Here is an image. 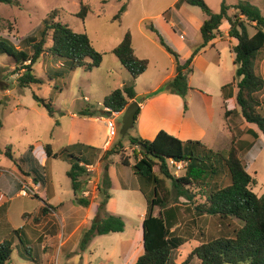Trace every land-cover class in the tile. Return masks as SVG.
<instances>
[{
	"label": "rangeland",
	"instance_id": "obj_1",
	"mask_svg": "<svg viewBox=\"0 0 264 264\" xmlns=\"http://www.w3.org/2000/svg\"><path fill=\"white\" fill-rule=\"evenodd\" d=\"M17 6L10 7L0 4V39L12 44L17 50H26L31 53L26 39L35 38L39 40L40 32L43 29V21L52 18L54 22H61L67 25L76 33L87 34L93 48L102 54V64L99 68L91 72L84 69H77L64 77H56L49 71L54 66V61L44 53L37 64L34 66L36 77L42 84L22 89L17 84L19 74L15 70L14 64L7 56H0V120L2 129L0 130V199L18 194L22 184L32 186L35 184L36 196L18 197L0 209V243L10 241L13 244L12 262L10 264H76L72 258L67 259L61 245L65 235L58 234L63 232L61 219L56 215L52 218V223L46 225L43 221L45 217L40 211L43 202L37 194H43L44 178L48 175L50 192H54L57 199L64 202L67 209L72 200L71 181L66 173L69 165L60 159H51L47 167L41 166L39 156H35L31 151L37 145H49L54 153L61 154L64 147L69 146L72 135V114H77L85 109L96 111L95 118L105 117L104 111L105 97L116 89L124 85H130L131 77L121 66L112 50L122 41L128 32L132 37V44L135 55L140 59L149 62L147 71L140 76L138 83L135 82V92L138 94L136 103H147L145 110L146 121L151 117L161 116L167 119V124L175 125L178 118L184 116L192 122L185 126L183 138L187 135H198L204 133L202 142L209 149H218L221 145L217 143L218 135L228 127L233 132V140L239 142L243 152L239 155L242 164L247 172L256 180L253 192L257 196L264 195V137L258 131V139H253L246 133L248 125L240 116L239 108L237 114L231 116L227 121L224 120V108L222 98V87L230 84L235 79L236 67L233 65L234 55L232 48L235 45L224 33L228 29L225 23L217 33L211 45L195 58L192 64L193 72L189 76L188 84L192 91L185 99L171 94L164 100L159 99L164 92L158 94H146L148 89L159 86L162 88L171 75L175 73L174 63L159 45L157 36L151 31V25L163 38L165 43L182 59L192 53L194 48L201 42L199 25L203 23L206 16L200 8L181 5L178 20L176 18L177 9L174 8L178 0H14ZM213 13H219L222 0H203ZM240 1H248L260 9L264 16V0H226L229 7L235 6ZM126 5V11L121 16L120 22L113 21V17L119 9ZM81 6L86 7L84 20L77 18ZM236 11L231 8L229 15L233 16ZM165 15L174 24V29L169 31L165 23L160 20ZM183 23H182V22ZM174 31L177 35H174ZM249 35L254 34V29L247 27ZM147 36L148 39H144ZM201 44V43H200ZM199 44V45H200ZM51 46L48 40L45 50ZM47 52V51H45ZM181 59V60H182ZM256 71L264 79V50L260 52L256 59ZM49 74V75H48ZM50 76V77H48ZM236 82L232 87L231 100H235L237 93ZM50 101L53 105L54 116L50 117L45 108L35 102L32 94ZM259 100L264 99V91L257 95ZM152 99V100H150ZM150 101L152 103L150 104ZM129 106V105H128ZM185 106H187L185 108ZM182 110V112H181ZM124 112V111H123ZM123 112L120 116L116 114L107 117L111 118L116 125V136L101 149L100 153L92 157L93 173L84 175L80 181L82 188L91 182V192L94 187L98 188L97 198L92 197L90 204L101 201L100 188L105 166L108 167V177L110 180L109 193L112 198L110 211L113 215L123 218L125 230L122 234H110L97 236L90 247V253H86L85 263L89 264H123L125 259L113 260L106 256V253H116L120 248L119 240H134V246H139V236L142 225V216L146 212V200L143 194L134 188L138 186V180L133 174L131 167L121 165L120 157L112 155L102 161L101 156L104 151L110 150L113 146L122 143V159L133 166L139 159V149L133 148L129 144V138L143 137L138 131L139 123L136 120L134 127L130 129L125 137L119 132L122 127ZM260 113L264 116V104L261 106ZM80 117V115H78ZM85 118V117H81ZM168 124V125H169ZM89 125V124H88ZM74 132L78 139L82 135L87 137L93 135V139L82 141V148L99 150L100 145L108 138L101 128L100 123L93 126V134L80 124H75ZM257 130V128H256ZM200 137V136H197ZM202 137V136H201ZM152 141L149 139H143ZM87 141V142H86ZM88 142L90 144H88ZM72 145H78L71 143ZM220 145V146H219ZM7 146H11V153L16 159V166L29 172V176L20 175L12 170L15 165L13 161L5 156ZM230 143L227 145L229 148ZM176 177L184 175V170L176 174L174 168H170ZM170 187V182L167 181ZM222 187L230 185V179L225 176L221 179ZM34 187V186H32ZM29 187V188H32ZM8 190V191H7ZM190 192L196 196V201L201 199V189L193 186ZM43 197V196H42ZM79 197V194H78ZM44 201H47L44 198ZM179 202H186L180 199ZM54 205L55 202H50ZM187 204V203H186ZM187 206H191L187 204ZM185 208V207H183ZM20 211H25L28 218L35 220V228L30 235V240L26 239L27 228L21 220ZM159 209L155 208L154 215H158ZM112 215V214H110ZM186 226L179 228V236L187 237ZM222 227V228H221ZM23 229L20 233L21 241L13 233L18 229ZM231 231L220 226L216 218L205 216L196 220L195 225L190 226L193 238L181 246L172 254L175 264H182L188 255L202 242L216 238L220 231ZM57 236V244L52 252L48 251L47 261L41 260L43 250L40 245L45 243L44 237ZM38 239L37 242H35ZM94 239V238H93ZM130 251V246L126 245L124 253ZM54 252V254H53ZM53 255V256H52ZM51 256V258H50ZM50 258V259H49ZM189 264H200L193 258Z\"/></svg>",
	"mask_w": 264,
	"mask_h": 264
},
{
	"label": "trees",
	"instance_id": "obj_2",
	"mask_svg": "<svg viewBox=\"0 0 264 264\" xmlns=\"http://www.w3.org/2000/svg\"><path fill=\"white\" fill-rule=\"evenodd\" d=\"M0 4L17 6L14 0H0ZM183 4L200 8L206 16L199 28L201 44L194 48L189 57L182 59L165 43L156 29L150 26L151 31L157 36L159 45L172 57L175 65V76L155 94L164 92L185 99L192 91L188 79L193 72L194 59L214 41L220 27L227 23L229 26L227 36L236 41V45L232 48L236 71L235 79L222 87L223 118L227 121L231 116L239 115L238 107L244 122L254 125L264 137V116L260 113L264 99L261 101L257 98V95L264 91V79L257 73L255 64L257 56L264 50V16L260 9L248 1H240L235 6L229 7L226 5V0H222L219 13H213L203 0H178L174 8L179 9ZM231 8L236 11L233 16L229 15ZM125 11L126 5H123L112 20L120 22ZM85 16L86 7L81 6L77 18L84 20ZM162 17L168 20L165 15ZM42 23L43 29L39 40L35 38L25 40L31 53L17 50L12 44L0 39V56H7L12 60L19 74L17 84L20 88L42 84L35 75L34 66L44 53L54 61V66L50 67L49 71L56 77L67 76L77 69L91 72L100 67L102 54L93 48L87 34L76 33L67 25L54 22L52 18ZM249 25L255 31L253 35L248 34ZM48 40L51 46L45 50ZM112 54L129 73L131 83L109 93L103 105L104 109L111 113H122L129 104L136 101L135 82L146 72L149 62L135 55L132 37L128 32L120 44L112 50ZM234 82L238 90L235 100H231L232 96L229 93ZM32 98L46 109L50 117L54 116L50 101L35 93L32 94ZM95 114L96 111L88 109L78 113L80 117L85 118H95ZM139 114L140 109L135 121ZM246 133L253 139H258V135L253 130L248 129ZM238 143L231 139L226 151H213L200 141H181L161 130L152 141L129 138L130 146L138 148L140 155L133 166L122 159L121 142L103 152L102 161L117 155L122 166L131 167L138 180V186L134 189L139 190L146 200V212L141 225L143 252L134 264H175L172 254L186 244L187 240L193 238L190 226L195 225L196 220L205 216L216 218L220 226L231 231H220L213 240L200 243L182 264H189L193 258H196L200 264H264V195L259 197L253 192L256 180L241 162L239 155L243 149ZM81 146V144L70 145L65 147L61 154H57L46 145L44 151L47 158L60 159L69 165L66 175L71 181L74 202L78 206L87 208L90 202L78 197L82 188L80 179L86 175L81 164L92 165L93 159L90 155L94 157L100 153V150L87 152L92 148L86 150ZM10 147L7 146L5 156L16 165ZM171 160L186 164L183 169L184 175L175 176L169 167ZM107 171L106 165L100 188L102 199L98 204L96 216L89 228L83 232L80 241L81 252L87 249L93 238L123 233L125 230L122 217L106 213V205L111 198L109 193L111 184ZM225 176L230 179V185L222 187L221 179ZM167 181L170 182V187L167 186ZM193 186L201 189L199 202L190 192ZM180 199L186 202L181 204ZM186 203L191 206H187ZM48 208L50 207H43L41 213L45 214ZM155 208L159 209L158 215H154ZM181 226L187 228L186 238L179 236ZM22 230L21 228L13 231L20 242H22L19 237ZM12 253V242L5 240L0 243V264H10Z\"/></svg>",
	"mask_w": 264,
	"mask_h": 264
},
{
	"label": "crops",
	"instance_id": "obj_3",
	"mask_svg": "<svg viewBox=\"0 0 264 264\" xmlns=\"http://www.w3.org/2000/svg\"><path fill=\"white\" fill-rule=\"evenodd\" d=\"M251 4H254V3H251ZM181 8L182 7L177 9V11L175 13L176 18L178 20H180L179 13H180ZM160 20L165 23V26L169 31L172 29V32H173L174 24L171 23V20H169V19L166 20L163 17L160 18ZM201 25H202V23L199 25V28ZM222 26L220 27V29H222ZM228 29H229V26H228ZM228 29L224 33L225 35H227ZM174 33H176V32L174 31ZM174 35H177V33ZM144 37H145L144 39H148L147 36H144ZM230 40H233V39H230ZM233 41L235 42V45H236V41L235 40H233ZM210 45H211V47H213V45L211 43L206 48H208ZM132 46H133V44H132ZM133 48H134V46H133ZM204 50H202L201 53L204 52ZM134 51H135V49H134ZM201 53L198 56H200ZM173 63H174V61H173ZM174 71H175V65H174ZM174 76H175V73L170 76L168 81L170 79H172ZM139 78L136 80V83H138ZM160 87L161 86L154 88L152 90L148 89V90H146L147 91L146 94H151V93L155 94V92H157V90L161 89ZM167 95H169V94L168 93L162 94L161 96H159L160 97L159 99H155V100H164L165 98H167ZM137 96H138V94L136 93V98H137ZM171 96H173V95H171ZM150 100H152V99H150ZM151 103H152V101H150V104ZM147 105H149V102L142 103V104L139 103L140 114L137 117V121L139 123L138 131H140V134L143 137V139L145 138V139L153 140L155 138V136L161 130H163V131L167 132L168 134L178 138L181 141L192 140V141L202 142V138L204 137V133L197 135L200 137H197L196 135H187V137H185V138L182 137L183 132L185 130V126L192 122L191 119L186 117V112H185L184 116H182V117L180 114V117L178 118L175 125H172V123L171 124L168 123L169 124L168 125L167 122H169V121H167V119H171L169 116H167V118H163V117L157 116V115H155L156 117L149 116V118L147 119L148 121H146L145 110H146ZM181 112H182V110H181ZM121 114L122 113H119L117 116H120ZM71 118H72L73 128H72L71 139L69 141V143H70L69 146L72 145L71 143L75 144V142H76L79 145L82 143V141L93 139V135H89L87 137H83L81 135L80 138L78 139V137L76 136V132H74V129H75L74 125L75 124L83 125L87 129H88V126L91 125L89 128V131L91 134H93V130H92V129H94L93 126H95L96 123H100L101 128L103 129L104 133H106V119H107L106 115H105V117H102L101 119H98V118H81L78 116V112H77V114H72ZM246 125H248V129L253 130L254 132H256L257 135H259L258 130H256V127L254 125H250L247 123H246ZM232 138H233L232 130L230 131V129H228V127L224 128V131L222 132V134L220 133L218 135L216 140H217V143L221 141V143L224 144L226 142V145L225 146L219 145L220 147H218V149H214L213 151H226L227 145L231 142ZM258 138H259V136H258ZM107 143H108L107 141L103 142L100 145L99 150ZM88 144H90V143L88 142ZM109 144L110 143H108V145ZM203 144L207 147V145L205 143H203ZM31 153H33L35 156H39V161H40L41 166H45V168L47 167V165L51 159L47 158L43 146L37 145L36 151L33 150V151H31ZM57 154H59V153H57ZM12 155H13V153H12ZM12 170L15 171L16 173H20L21 176L22 175L29 176V175H27V174H29V172L20 170L16 165L12 166ZM43 177L45 178V180L43 182V184H45L44 188H43V194H37V195L39 196L40 200L43 202V207H45V206L50 207V208H48V211L45 214H43L45 216V217H43V221L44 220L46 221V225L52 223V227H54L55 225H54L52 218L54 216L58 215L59 216L58 218L61 219V223H62L61 227L63 229V232L61 234L59 233L58 236L60 238L61 235L62 236L65 235V239L62 241L61 245L59 244V246H61L62 249L64 250L65 257L67 259L73 257V260L76 262V264H87V263H85L87 261H85L84 257L86 256L87 252L90 253V247H91V245H92V243L96 237L91 241V243L89 244V246L87 247V249L84 252L80 251V241H81L83 232L89 228L91 221L96 216L98 204L93 203V204H90L87 208H83V207L75 204L74 194H72V200H70V205H69V207H67V209H65L64 202H62L60 199H57L54 192L49 191L50 186L48 183L49 182L48 175L44 174ZM0 193H1V191H0ZM7 194H9L8 197H5L4 199H0V209L5 208L7 206V204L10 203V201H13L15 198H18V197L20 198L19 193L13 197H9L11 194L10 190H9V193H7ZM42 196L44 198H46L47 201H44ZM52 201L55 202L54 205H52L50 203ZM112 202H113L112 198H110V200L107 202V205H106V213L109 215L110 214L113 215V212L111 213V211H110V209H111L110 205ZM40 210H42V209H40ZM19 214L21 216L22 222H24V224H25L24 228L29 229V230H27L25 236H26L27 240H30V238H29L30 235L34 234V232H32V231L34 230V228L36 226V225H34L35 220H33V224H31L30 221H32V220L23 217V215H30V214L26 213L25 211H20ZM143 218H144V216H142V221H143ZM21 234H24V233H21ZM118 234H122V233H118ZM44 239H46L45 243H42L40 245V249L43 250V253H45L41 256V260L46 262L47 256H48V251H45V249L50 250V252H52L54 250V248L57 244V241H56L57 236L49 235V236H45ZM37 241H38V239L35 242H37ZM119 241H120L119 242L120 248L118 249L117 254L115 252L112 254H111V252H109V253H106V256L108 258L113 259V260H115L117 257L120 260L123 257L125 259V262L123 264H134L137 261V259L142 255V252H143V249H142V232L140 231V236H139V240H138L139 241L138 247L134 246V240L120 239ZM126 245L130 246V251L128 253H124ZM53 254H54V252H53ZM50 258H51V256H50Z\"/></svg>",
	"mask_w": 264,
	"mask_h": 264
},
{
	"label": "built area",
	"instance_id": "obj_4",
	"mask_svg": "<svg viewBox=\"0 0 264 264\" xmlns=\"http://www.w3.org/2000/svg\"><path fill=\"white\" fill-rule=\"evenodd\" d=\"M105 111H109L107 109H104ZM116 114V116L119 113H112V115ZM111 115V116H112ZM116 125L115 122L111 119V118H107L106 119V136L108 138L107 142H110L115 136H116ZM81 166L85 169L86 173L85 174H91L93 173L92 170V166L89 165H83L81 164ZM186 164L183 162L177 163L174 161H169V167L170 168H174L176 174L180 171H182L185 168ZM22 187L20 189V191L18 192L20 197H30V195L36 196L35 193L33 192L32 189H34V191H36L37 188H35V185L32 186H27V184H22ZM91 182L88 181L87 186L83 189H81L80 193H79V197L85 200L90 201L92 199V197H96L97 198V194H98V188L94 187L93 191L91 192V188H90ZM32 187V188H29Z\"/></svg>",
	"mask_w": 264,
	"mask_h": 264
},
{
	"label": "water",
	"instance_id": "obj_5",
	"mask_svg": "<svg viewBox=\"0 0 264 264\" xmlns=\"http://www.w3.org/2000/svg\"><path fill=\"white\" fill-rule=\"evenodd\" d=\"M139 110V104L136 102H132L129 104V106L124 110L123 112V118H122V127L120 129L119 134L122 137H125L130 129L134 127L135 124V117ZM103 114H105L107 117H110L112 113L110 111H103Z\"/></svg>",
	"mask_w": 264,
	"mask_h": 264
}]
</instances>
